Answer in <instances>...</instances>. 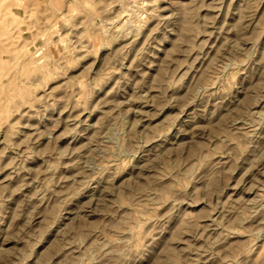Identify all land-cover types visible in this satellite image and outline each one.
I'll list each match as a JSON object with an SVG mask.
<instances>
[{
    "label": "rangeland",
    "instance_id": "1",
    "mask_svg": "<svg viewBox=\"0 0 264 264\" xmlns=\"http://www.w3.org/2000/svg\"><path fill=\"white\" fill-rule=\"evenodd\" d=\"M0 264H264V0H0Z\"/></svg>",
    "mask_w": 264,
    "mask_h": 264
}]
</instances>
